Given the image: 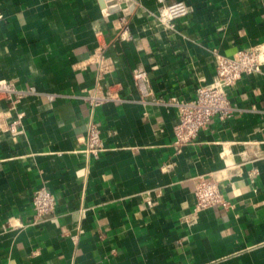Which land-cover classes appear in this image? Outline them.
<instances>
[{
  "label": "crops",
  "instance_id": "1",
  "mask_svg": "<svg viewBox=\"0 0 264 264\" xmlns=\"http://www.w3.org/2000/svg\"><path fill=\"white\" fill-rule=\"evenodd\" d=\"M180 1L188 15L161 24ZM257 44L264 0H0V80L38 90L15 109L0 102V264H264V65L229 90L235 116L181 149L176 111L140 103L132 75L187 99L218 56ZM97 88L126 101L92 108L83 95ZM18 113V133L5 131ZM92 123L98 158L85 152ZM203 174L226 206L196 210ZM39 188L56 201L41 218Z\"/></svg>",
  "mask_w": 264,
  "mask_h": 264
},
{
  "label": "built area",
  "instance_id": "2",
  "mask_svg": "<svg viewBox=\"0 0 264 264\" xmlns=\"http://www.w3.org/2000/svg\"><path fill=\"white\" fill-rule=\"evenodd\" d=\"M162 1V0H160ZM189 9L185 2L172 3L163 11L159 22L169 28H174L178 19L187 16ZM127 34V30L123 35ZM264 65V44H257L250 49L239 50L235 56H218L215 76L211 83H201L196 88L194 97L180 99L170 97L162 99L155 96L151 88L148 73L144 69H136L132 72L134 85L139 93V102L147 104L153 102L173 108L177 113V121L174 126V145L181 149L191 145L198 134L206 130L215 118L228 121L239 111L229 99V90L242 78L253 76L261 72ZM106 68H101V74H106ZM29 95H38L34 87L18 89L13 83L0 80V102L2 100L11 104L15 109L23 98ZM50 101L55 99L54 94H46ZM83 99L92 108H97L109 100L118 102L126 101L119 95L115 96L111 91L101 92L99 88L83 95ZM3 113L0 112L2 119ZM23 113H18L16 118L10 120L3 129L12 134H17V126L21 124ZM105 150L100 125L92 123L87 129L86 149L87 155L98 158ZM195 208L198 211L226 206L218 185V181L212 174H203L198 177L194 190ZM32 206L37 218L51 214L56 207L54 195L46 188L37 189L32 197Z\"/></svg>",
  "mask_w": 264,
  "mask_h": 264
},
{
  "label": "water",
  "instance_id": "3",
  "mask_svg": "<svg viewBox=\"0 0 264 264\" xmlns=\"http://www.w3.org/2000/svg\"><path fill=\"white\" fill-rule=\"evenodd\" d=\"M119 8L117 7L115 2H112L109 6H108V12H116L118 11Z\"/></svg>",
  "mask_w": 264,
  "mask_h": 264
}]
</instances>
